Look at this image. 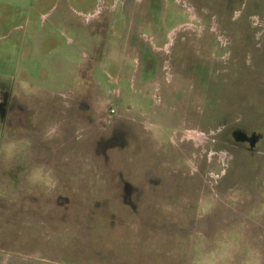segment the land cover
Here are the masks:
<instances>
[{"label":"rangeland","instance_id":"obj_1","mask_svg":"<svg viewBox=\"0 0 264 264\" xmlns=\"http://www.w3.org/2000/svg\"><path fill=\"white\" fill-rule=\"evenodd\" d=\"M39 1L0 0V264H264V0H136L129 57L185 92L180 129L118 110L99 49L41 85L30 32L68 9Z\"/></svg>","mask_w":264,"mask_h":264},{"label":"crops","instance_id":"obj_2","mask_svg":"<svg viewBox=\"0 0 264 264\" xmlns=\"http://www.w3.org/2000/svg\"><path fill=\"white\" fill-rule=\"evenodd\" d=\"M59 1L66 2L68 10L63 9L49 22L46 17L30 32L33 41L42 42L44 48L39 50L45 49L44 55L36 51L27 53L28 65L34 62L42 71L39 79L41 85L53 90L77 87L81 82L80 69L85 56H91L99 49L103 68L98 69L108 74V79L102 75L100 83L109 90V96L118 110L128 117L130 115L133 119L157 126L176 129L191 126L194 121L189 115L191 104L184 91L173 88L175 79L166 81L170 87L163 96V80L158 76L140 73L129 57L132 36L136 33L133 30L137 11L140 10L138 1L128 0L122 6L120 0H111L101 11V0H41L39 4L44 9L43 14L50 17ZM62 36H80L91 52H83L82 56L68 52L64 49ZM95 36L98 37L95 39ZM54 46L56 50H53ZM73 51L78 53L76 48ZM184 80L185 75L178 74L177 83ZM167 99L171 100L170 103ZM184 103L190 104L186 111L181 107Z\"/></svg>","mask_w":264,"mask_h":264},{"label":"built area","instance_id":"obj_3","mask_svg":"<svg viewBox=\"0 0 264 264\" xmlns=\"http://www.w3.org/2000/svg\"><path fill=\"white\" fill-rule=\"evenodd\" d=\"M116 111V109H111V112H115Z\"/></svg>","mask_w":264,"mask_h":264}]
</instances>
